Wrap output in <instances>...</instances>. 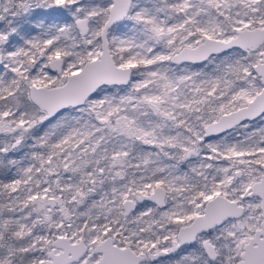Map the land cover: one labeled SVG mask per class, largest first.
Wrapping results in <instances>:
<instances>
[{
    "label": "snow or ice",
    "instance_id": "1",
    "mask_svg": "<svg viewBox=\"0 0 264 264\" xmlns=\"http://www.w3.org/2000/svg\"><path fill=\"white\" fill-rule=\"evenodd\" d=\"M0 264H264V0H0Z\"/></svg>",
    "mask_w": 264,
    "mask_h": 264
}]
</instances>
